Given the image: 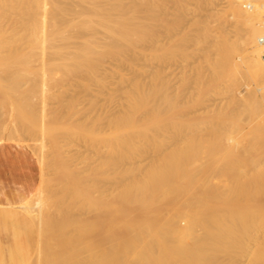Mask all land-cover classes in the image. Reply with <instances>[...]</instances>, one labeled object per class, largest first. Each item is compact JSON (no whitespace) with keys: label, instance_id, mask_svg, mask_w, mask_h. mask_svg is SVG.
Listing matches in <instances>:
<instances>
[{"label":"bare ground","instance_id":"6f19581e","mask_svg":"<svg viewBox=\"0 0 264 264\" xmlns=\"http://www.w3.org/2000/svg\"><path fill=\"white\" fill-rule=\"evenodd\" d=\"M229 5L241 22L243 63L248 69L264 73V0H229ZM143 19L140 5L131 6L127 0H0V67L9 70L18 67L31 74L30 80L19 82L20 77L14 80L11 75L5 78L6 73H1L4 79L0 76V106L10 116L16 109L19 120L26 113L39 115L38 122L32 116L34 122L24 123L31 135L34 134L30 142L31 138L32 141L43 138L53 147L63 137L65 143L77 148L76 138L87 131L90 123L80 118L85 111L80 98L67 99V92L75 85H87L91 79L100 80L101 68L119 72L117 62L125 61L132 43L140 39ZM20 71L18 74L26 77L25 71ZM241 86L229 85L227 91L238 99L243 90ZM180 90L178 82H163L164 110L153 119L156 127H161L169 115L174 120L173 127L178 125L176 113L186 103V99L180 98L183 94ZM34 98H40L42 103L39 111L34 107L35 112L31 109ZM51 98L59 101L57 107L50 106ZM242 99V109L231 118L220 116L211 122L206 121L208 105L193 108L196 112L193 125L201 134L204 131L209 134L208 137L205 132L200 135L201 141L213 140L229 149L230 144L235 140L237 144L239 140L234 135L219 137L218 131L241 130L243 114L250 113L252 121L254 117L257 122L248 142L250 148L246 149L256 151L251 171L241 172L235 165L229 172L224 171V158H219L220 151H217L220 160L215 177H143L118 182L104 195L101 205L99 189L89 177L95 174V166L82 158L83 153L75 157L70 151L73 157H69L60 151L59 161L64 158L67 170L70 168L65 176L73 177L71 185L63 190V198L50 179L52 183L46 182L49 185L46 189L39 185L18 205L24 216L39 223L38 264H264V84ZM5 102L15 105L11 106L12 111L6 108ZM131 115L129 107L122 106L120 113L109 115V128L123 130L135 124L131 122ZM146 124L150 126V120ZM18 126L19 131L15 133L5 126L0 139L10 134L12 139H8L21 138L23 135L14 139L13 134H25L27 128L21 131ZM26 137L21 140L29 139ZM34 141L31 147L35 145L34 150L38 149V156L41 152L45 161L41 160L46 162L48 151L43 141L40 152ZM250 158L246 156L243 160L246 167L251 164ZM59 161L60 166L65 163ZM164 183L171 186L162 188ZM170 187L175 188L176 200L183 194L190 195L184 204L166 202L172 194ZM46 190L48 197L44 194ZM32 198L34 204L30 203ZM5 214L9 216L3 218L11 216L21 221L12 211ZM58 215L60 220L56 218Z\"/></svg>","mask_w":264,"mask_h":264},{"label":"rangeland","instance_id":"374dc122","mask_svg":"<svg viewBox=\"0 0 264 264\" xmlns=\"http://www.w3.org/2000/svg\"><path fill=\"white\" fill-rule=\"evenodd\" d=\"M127 2L131 6L140 5L144 28L140 39L132 43L127 59L117 62L119 72L112 73L101 68L100 80L91 79L87 81V85H73L74 87H71L72 89L66 94L67 99L80 98L81 106L85 109L80 118L90 123L87 131L76 138L75 144L77 148L80 146L79 149L73 145L69 146L62 137L56 145L60 147L58 152L57 148H53L56 146L52 147L48 142H44L46 139L43 141V138L37 137L38 140L33 141L37 143L36 148H39V152V146L40 144L42 146V143L48 151L45 152L46 162H43L45 159L42 158V153L40 152L39 158L38 149H36L37 152L34 150V144V148L31 147L33 138L30 142V137L34 134L31 135L27 125L24 127V123L31 124L32 116H35L34 120L38 122L36 118H39V115L26 113L19 120L16 109L13 111L11 109V106L15 105L12 103L8 105V100L5 102L7 106H4L12 111L11 115L15 116H10V112L3 110V106H0V133L4 131L5 126H8L6 130L12 128L11 132L15 133L18 130L15 122H18L22 124L21 127L18 126L21 131L27 128L24 131L26 135L13 134L14 139L20 135L25 136L11 140V132L5 131L11 137L8 134L9 137L5 138L6 136L2 134L4 138L2 136L3 139L1 138L0 142H18L30 149L38 159L41 169L39 185L46 189L45 186H49L54 181L53 184H56L59 193H63L58 194L60 198L65 195L63 190L65 186L71 185L73 177L65 176L70 168L67 170L68 165L65 166L67 161L63 156L60 161L64 160L65 163L60 166L58 156L61 158L63 153L70 155L69 157L75 154L77 157L78 154L83 153L82 158L96 168L95 174L89 177L91 183L99 189L101 205H103L104 195L118 182L135 181L143 177H215L221 157L224 158L222 159L224 171L229 172L233 165L236 169L240 168L241 172L251 171L255 166L256 151L246 149L250 148L248 142L254 135L253 125L257 122L254 117L252 121L250 113L243 114L244 128L241 130L230 132V128H223L218 131L219 137L234 135L235 139L239 140L237 144L235 140V145L230 142L229 149L213 140L201 141L200 135H205L207 131L201 134L197 131L199 128L196 129V125H193V116L196 113L193 108L208 105L206 111L209 110V112L205 113L208 117L206 121L211 122L220 116L231 118L242 109L244 104L242 97L258 85L264 84V73L248 69L241 59L240 55L244 49L240 40L241 22L229 5V0H127ZM17 68L9 70L0 67L1 78L4 79L1 73L5 72V78L11 75L14 80L20 77L19 82L30 80L31 74L28 71L24 70L26 77H22L20 73L18 74L20 69ZM12 70L19 71L13 74ZM15 75H18L17 78ZM164 81L170 84L178 82L180 91L183 92L180 98L183 101L186 99L184 107L176 113L179 121L176 127H173L174 120L170 115L163 119L161 127H156L153 123L157 115L163 114L162 85ZM233 84L242 85L243 90L238 99L233 92L227 91V87ZM243 84H249L250 89ZM37 99L34 98L31 109L34 110L36 106L35 108L38 109L35 110L39 111L42 103L40 104V98ZM48 102L53 107L59 105V101L55 98L49 99ZM124 105L132 112L130 118L135 124L123 130L110 129L107 122L109 115L120 113ZM147 119L150 120V126L146 124ZM13 122L15 127H11ZM28 132L30 136L27 135ZM35 136L34 139H36ZM206 136L208 137L209 134L206 133ZM25 137L27 139L21 140ZM217 151H220L219 158L216 156ZM54 153H57V157ZM246 156L251 157V164L248 167L243 162ZM59 166L66 167L62 169L63 174L60 173L62 170ZM67 179L68 182L65 181ZM46 182L49 185H46ZM167 186L171 185L164 183L162 188ZM172 186L175 187L174 184ZM159 188H161L160 185ZM170 188L172 194L166 198L168 203L182 204L190 196L183 194L180 200H176L175 188ZM46 193L47 190L44 194L48 197L49 193ZM82 201L85 203L86 197ZM30 203H35L34 198L30 200ZM45 204L44 202L43 205ZM58 217L59 215L56 218L60 220ZM40 257L41 255L36 251L27 264H38ZM57 261L60 262V260Z\"/></svg>","mask_w":264,"mask_h":264},{"label":"crops","instance_id":"0c3cea01","mask_svg":"<svg viewBox=\"0 0 264 264\" xmlns=\"http://www.w3.org/2000/svg\"><path fill=\"white\" fill-rule=\"evenodd\" d=\"M40 177L38 159L30 149L18 142H0V264H27L37 250L38 227L18 205L37 189ZM6 211L14 212L21 221L3 218L9 216Z\"/></svg>","mask_w":264,"mask_h":264}]
</instances>
